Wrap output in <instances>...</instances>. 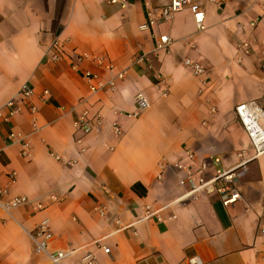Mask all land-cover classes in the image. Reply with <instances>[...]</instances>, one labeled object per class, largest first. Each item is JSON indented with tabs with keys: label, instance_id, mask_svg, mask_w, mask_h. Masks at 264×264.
Returning a JSON list of instances; mask_svg holds the SVG:
<instances>
[{
	"label": "crops",
	"instance_id": "1",
	"mask_svg": "<svg viewBox=\"0 0 264 264\" xmlns=\"http://www.w3.org/2000/svg\"><path fill=\"white\" fill-rule=\"evenodd\" d=\"M111 1L0 0V113L23 86L33 91L10 122L0 120V191L4 200L46 206L0 218V264H51L29 237L43 219L49 251L66 254L61 264H81L86 254L98 264H264V154L247 164L235 184L242 200L228 208L215 192L187 196L172 167L182 163L198 174L205 162L210 179L213 158L230 169L240 151L254 155L234 108L255 102L264 113V0H193L204 10L203 32L187 9L168 23L158 20L168 0H119L124 9ZM148 12L155 24L141 31ZM160 36L171 43L155 51ZM54 38L61 43L57 63L45 58ZM140 55L147 61L132 64ZM99 56L125 75L114 91L90 96L84 73L109 78L93 62ZM186 59L204 75L186 70ZM136 94L149 107L128 117L137 111ZM84 111L102 118L89 134L73 127ZM11 133L29 141L28 159L7 140ZM146 208L163 221L144 219Z\"/></svg>",
	"mask_w": 264,
	"mask_h": 264
},
{
	"label": "built area",
	"instance_id": "2",
	"mask_svg": "<svg viewBox=\"0 0 264 264\" xmlns=\"http://www.w3.org/2000/svg\"><path fill=\"white\" fill-rule=\"evenodd\" d=\"M112 4H119L122 9L125 8V3L119 0H112ZM187 9L193 18L194 25L197 32H203L205 30L204 26V10L193 3V0H168L166 6L161 8L158 20L163 23L170 22L173 17ZM147 22L140 26L141 31L150 30L155 24V15L152 12L147 13ZM254 25V24H253ZM171 43V40L168 36H160L155 47V51L166 50ZM243 48H246V44L242 45ZM247 52V50H245ZM45 58L51 63H57L61 60V43L57 38L52 39L48 49L46 51ZM145 56H135L132 59V64H144L146 62ZM93 62L99 65L106 73L109 74V78L106 81L101 80L97 75L92 74L91 72L84 73V80L86 82L88 92L90 96H94L105 89L114 91L116 80L123 79L125 72L115 73L113 66L110 63L104 61V59L99 56L93 59ZM183 66L195 77H201L204 75V68L189 59L183 61ZM165 93V92H164ZM33 95V91L27 87L23 86L15 95L13 99L6 103L5 108L8 112L5 116L0 113V120L4 123L10 122L20 112V104L24 101H28ZM48 96L47 91H43L42 100H46ZM135 104L137 111L128 117L137 118L139 115L145 111L149 104L147 100L143 97L142 94H136ZM30 115L34 116L37 113V109L33 106L29 107ZM234 113L239 121L246 137L249 140L250 146L254 152V155L251 158H246L245 151H240L236 154L238 159L237 164L230 169L221 168V162L219 158H213L209 163L215 168L214 176L210 179H206L203 175L207 164L201 162L198 166V174H195L192 169L182 163L173 164V168L182 173V176L178 180V185L186 190V195L189 197L198 196L202 193H212L215 192L218 194L221 204L224 208L239 202L242 200L240 193L238 192L235 184L238 179H240L246 172L247 164L264 154V125H262V120H264V113L255 102H246L238 104L234 108ZM102 124V118L99 115H96L92 118L89 117L88 112L84 111L79 116H77L73 122V127L77 132L83 134H89L94 129L100 127ZM34 130L37 128L34 125ZM112 132L115 136L121 135V130L117 124L112 125ZM7 140L11 144H19L21 147V155L23 158L30 157V146L29 141L25 137H19L13 133L7 136ZM56 161H60L59 156L52 155ZM185 158L189 162L195 161V156L191 150L185 152ZM66 165L71 166L72 162H66ZM161 170H164V167H160ZM12 178L15 177V173L10 174ZM162 175L160 174L157 177V180H160ZM6 191H0V218L2 216H9L10 213L21 207L30 205L35 211H42L46 209V206L33 202L25 197H16L10 200H4ZM51 201H57L55 196L49 197ZM95 212L100 217H105L106 209L104 206H98L95 208ZM158 211L151 212L149 208H146L144 219H150L156 217L157 221L162 222L163 220L158 216ZM260 234L264 237V229L260 230ZM31 239L34 253L37 255H45L51 264H61V261L66 257V254L62 252H50L49 243L52 240V234L49 228V220H41L29 233ZM103 252L108 254L109 249L103 248ZM81 264H98L95 257L92 254H86L82 260Z\"/></svg>",
	"mask_w": 264,
	"mask_h": 264
},
{
	"label": "water",
	"instance_id": "3",
	"mask_svg": "<svg viewBox=\"0 0 264 264\" xmlns=\"http://www.w3.org/2000/svg\"><path fill=\"white\" fill-rule=\"evenodd\" d=\"M193 262H194V260H193Z\"/></svg>",
	"mask_w": 264,
	"mask_h": 264
}]
</instances>
